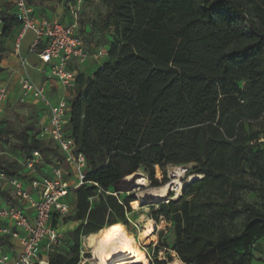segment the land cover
<instances>
[{
	"label": "trees",
	"instance_id": "1",
	"mask_svg": "<svg viewBox=\"0 0 264 264\" xmlns=\"http://www.w3.org/2000/svg\"><path fill=\"white\" fill-rule=\"evenodd\" d=\"M24 1L39 14L38 0ZM48 1L64 6L77 0ZM101 1L108 60L103 68L78 67L73 95L66 98V132L86 158L85 183L76 187L70 179L73 210L62 221L52 220L58 228L79 225L65 234V250L49 253V264H78L82 237L128 225L135 200L119 197L118 181L144 170L155 187L157 167L190 164L187 175L201 178L185 186L179 199L151 211L156 223L171 225L173 242L160 247L184 264H255L264 212L243 200L242 193L254 188L238 179V170L264 137L252 125L264 116V0ZM6 7L14 8L12 0ZM0 21L1 58L2 43L21 23L7 13ZM80 33L88 48H99L82 27ZM16 101L35 111L36 128L26 126L17 136L19 158L0 156V174L28 185L63 166L64 158L41 134L40 109ZM9 140L0 129V147ZM34 152L41 160L28 170ZM3 183L0 200L15 206L13 188ZM0 248L17 252L9 235L0 236Z\"/></svg>",
	"mask_w": 264,
	"mask_h": 264
},
{
	"label": "built area",
	"instance_id": "2",
	"mask_svg": "<svg viewBox=\"0 0 264 264\" xmlns=\"http://www.w3.org/2000/svg\"><path fill=\"white\" fill-rule=\"evenodd\" d=\"M15 17L22 26V34L15 44L14 54L19 56L21 41L26 32L34 34L30 53L39 58L44 66L42 70L45 80L41 84L34 83L28 76L19 79V99L24 104H31L42 112L40 120L41 134L47 141H52L61 149L65 170L61 165L51 169L50 175L34 180L26 185L19 179L8 180L0 174L4 186L13 188L18 198L15 206H8L0 200V236L9 235L18 242L20 250L15 255L6 254L0 248V264H49L48 256L54 247L64 249L65 234L54 227L52 220L58 217L62 221L72 212L73 204L69 195L74 188L70 179H74L79 187L85 183L86 158L76 153V145L66 132L70 122L71 108L66 96L52 101L54 84L60 83L67 90L75 86L78 67L92 65L103 68L109 54L108 48L87 47L80 33V17L82 15V0L64 5L67 13L42 17L24 0H12ZM22 59V58H21ZM27 62L22 59V66ZM9 101L6 87L0 86V109ZM38 152L26 162L28 170H35L40 162ZM45 254V255H44ZM88 258L81 256L78 264H87Z\"/></svg>",
	"mask_w": 264,
	"mask_h": 264
},
{
	"label": "rangeland",
	"instance_id": "3",
	"mask_svg": "<svg viewBox=\"0 0 264 264\" xmlns=\"http://www.w3.org/2000/svg\"><path fill=\"white\" fill-rule=\"evenodd\" d=\"M39 14L45 17L49 16H59L62 15V19L66 17V9L64 6L59 5L55 1L48 0H38V11ZM106 12V8L103 5L101 0H85V5H82V15L80 17V27L84 30L86 38L88 41L95 42L99 47L108 48L109 33L101 30L102 17ZM33 38L32 33H28L23 41V51H26V48ZM12 40V39H11ZM10 40V42H11ZM103 45V46H102ZM0 76L2 72L6 71V68L9 66L6 62V57L3 55L0 58ZM32 77L37 80V75L32 73ZM16 81L9 78H0V85L6 86L9 96L11 97V102L7 103L5 107L0 109V129H4L8 133L9 141L3 144L0 147V156L4 155L9 160L15 161L19 158V151L13 146L14 143H18L17 136L21 135L22 130L26 126H30L33 129L36 128V114L35 111L31 108L25 107L17 103V93H16ZM55 92L52 91L51 95L54 96ZM62 95V93H61ZM72 96V91L66 90V98ZM53 102H56L57 99L51 98ZM31 105V104H29ZM33 106V105H32ZM253 130L257 133L264 131V116L254 122ZM248 163H243L238 170V179L243 182L250 183L253 185L254 190L244 191L242 193L243 200L255 206L259 210L264 212V137L261 135L260 140L255 144L253 149L248 151ZM65 170H69V167L66 165L62 166ZM179 167V170L176 168ZM194 165L190 164L187 166H173L168 165L164 170H161L159 167L156 168V180L157 186L161 187L163 185L169 184L170 191L167 193V196L158 201V200H149L146 202L139 203L136 208L132 205V214L129 216L128 225L126 226L127 230L133 234L137 240L138 244H141L140 250L144 255L147 264H174L177 260L176 253L160 247L162 241L166 242L168 245H171L173 242V234L170 229L171 225L166 221L161 220L159 223H156L150 218V214L153 208L157 209V204L160 202H168L174 198L177 192L181 191L185 187L187 182V171L193 169ZM163 172L166 176L164 177ZM180 175H177V173ZM137 174L145 176L148 179L144 170L139 171ZM199 176V175H198ZM201 176H199V179ZM149 181V179H148ZM137 182L131 186L120 188L119 194L120 198L132 197L135 201L139 200L140 187H134ZM151 186V182L149 181ZM153 187V186H151ZM153 187V188H155ZM118 191V190H116ZM118 193H115L117 195ZM75 195L73 192L69 195V200L71 203L75 201ZM146 220H152L156 228V235L153 241L148 242L147 240L140 239V231L143 229ZM79 225V223H78ZM77 225V227H78ZM62 226V225H61ZM98 233L91 234L87 237H82L80 243V259L81 256H84L88 259L92 258V246L94 243L95 236ZM142 248V249H141ZM255 264H264V238L256 245L255 247ZM87 264H91L88 262Z\"/></svg>",
	"mask_w": 264,
	"mask_h": 264
},
{
	"label": "bare ground",
	"instance_id": "4",
	"mask_svg": "<svg viewBox=\"0 0 264 264\" xmlns=\"http://www.w3.org/2000/svg\"><path fill=\"white\" fill-rule=\"evenodd\" d=\"M176 170L180 171L177 167ZM177 175H180L178 172ZM199 179L198 175L187 177V186L192 181ZM135 182L134 187H140L139 200L134 201L131 205L136 208L139 203L149 200H162L170 191V185L166 184L161 187H151L148 179L139 174H133L123 178L116 183V187L126 188ZM184 187L177 192L172 198L177 200L181 197ZM138 207V206H137ZM156 235V228L152 220H146L143 229L140 231V239L153 241ZM141 244H138L137 238L131 234L125 225L117 223L111 226H106L95 236L92 246V258L88 260L91 264H147V261L140 250ZM142 249V248H141ZM174 264H184L179 259Z\"/></svg>",
	"mask_w": 264,
	"mask_h": 264
},
{
	"label": "crops",
	"instance_id": "5",
	"mask_svg": "<svg viewBox=\"0 0 264 264\" xmlns=\"http://www.w3.org/2000/svg\"><path fill=\"white\" fill-rule=\"evenodd\" d=\"M7 3H9V0H0V15L3 13H7V15L14 16L16 14L15 9L13 8L11 10H8L6 7ZM1 31H2V23L0 21V34H1ZM28 33H32V32H26L24 34L23 39L21 41V47L19 50L20 55L19 56H16L14 54V50H15V44H16L17 40L19 39L20 35L22 34V26L21 25L13 27L10 37L8 39L4 40V42L2 43V46H1L2 49L5 51L3 56L6 57V62L8 63L9 66L6 68V71L2 72V75L0 76V78L11 77L12 79H14L16 81L15 86H16L17 98H19V96H20L19 79L21 78V76H23V75L28 76L31 80H33L34 83H37V84H41L45 80V77H44L43 72H42V70L44 69V66L39 62V58L37 55L30 53V47L34 41V34L33 33H32L33 38L30 40V42L26 48V51L22 50L24 38ZM10 40H11V42H10ZM21 58L26 60V62H27L26 66H22V59ZM89 66L93 67L92 65H89ZM0 68H2L1 64H0ZM32 73L37 75V80H35L32 77ZM0 86H2V85H0ZM4 87H6V86H4ZM49 90L55 92L54 96L51 95V97L54 99H58V98L65 97L67 89L63 85L58 83V84H54L52 90H51V88ZM61 93H62V95H61ZM3 225H4V223L0 222V227ZM77 225H78V223L71 222V223H68L66 225L60 226L59 230L62 233L66 234L67 232L73 231L77 227ZM15 244H16V248H17L16 251L19 252L20 247H19L18 242L15 241Z\"/></svg>",
	"mask_w": 264,
	"mask_h": 264
},
{
	"label": "water",
	"instance_id": "6",
	"mask_svg": "<svg viewBox=\"0 0 264 264\" xmlns=\"http://www.w3.org/2000/svg\"><path fill=\"white\" fill-rule=\"evenodd\" d=\"M190 184V183H189ZM118 193L120 192L119 190L117 191Z\"/></svg>",
	"mask_w": 264,
	"mask_h": 264
}]
</instances>
